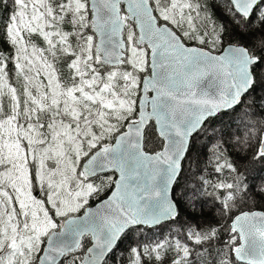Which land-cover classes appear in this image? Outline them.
Returning <instances> with one entry per match:
<instances>
[{
	"label": "snow or ice",
	"instance_id": "obj_1",
	"mask_svg": "<svg viewBox=\"0 0 264 264\" xmlns=\"http://www.w3.org/2000/svg\"><path fill=\"white\" fill-rule=\"evenodd\" d=\"M256 165L264 0H0V264H264ZM206 196L219 221L180 219Z\"/></svg>",
	"mask_w": 264,
	"mask_h": 264
},
{
	"label": "trees",
	"instance_id": "obj_2",
	"mask_svg": "<svg viewBox=\"0 0 264 264\" xmlns=\"http://www.w3.org/2000/svg\"><path fill=\"white\" fill-rule=\"evenodd\" d=\"M224 123L227 125L229 124V118L227 116L224 117ZM217 129H219L221 126L218 124ZM230 131H232L235 135H242L244 128L241 125L240 129L237 130L236 125L230 126ZM259 136H257L256 139L252 140L249 147L247 154L244 155L241 152V149L238 145H235L231 140H229L228 144H225L223 155L227 160L236 161L243 163L248 156H251L252 151L255 149L257 142H258ZM215 143V137H213L211 131H209L206 135L201 134L200 136L196 137V151H193L191 154V160L190 163L185 164V178H188L189 181L194 179V175H200L199 169L203 168L204 175L206 178L210 179L212 182H215L218 177L213 171L211 165L207 163V160L211 157L212 150H213V144ZM207 145L205 148L204 146ZM201 149H203L201 151ZM238 153H241L238 155ZM189 168L191 171H189ZM249 176H264V172L259 171V165L255 166V170L249 171ZM219 179H223V175L219 177ZM251 182V179L249 180ZM259 179L256 180V183H259ZM181 186H183V181H181ZM178 200H183V192H181L180 188L177 189L176 193ZM259 203V200H258ZM187 208V206H185ZM261 209V208H256ZM264 210V209H261ZM181 220L188 221L193 224H200L205 225L208 223H216L220 220L219 211H218V203L215 199L211 197H204L200 203H197L195 206V211L192 209H187L184 212H182ZM221 223L223 221H220ZM173 229H178V224H172V225H162L157 228H153L151 230L145 229L143 234H135L133 236L132 240H128L125 242V244L122 246L124 248L128 247L129 244L135 243V242H141L145 244H150L153 241L156 240H162L165 236L168 235L170 231Z\"/></svg>",
	"mask_w": 264,
	"mask_h": 264
},
{
	"label": "rangeland",
	"instance_id": "obj_3",
	"mask_svg": "<svg viewBox=\"0 0 264 264\" xmlns=\"http://www.w3.org/2000/svg\"><path fill=\"white\" fill-rule=\"evenodd\" d=\"M180 190H181V192H183V191H184V187H183V186H181Z\"/></svg>",
	"mask_w": 264,
	"mask_h": 264
},
{
	"label": "water",
	"instance_id": "obj_4",
	"mask_svg": "<svg viewBox=\"0 0 264 264\" xmlns=\"http://www.w3.org/2000/svg\"><path fill=\"white\" fill-rule=\"evenodd\" d=\"M254 210H261V209H254Z\"/></svg>",
	"mask_w": 264,
	"mask_h": 264
}]
</instances>
